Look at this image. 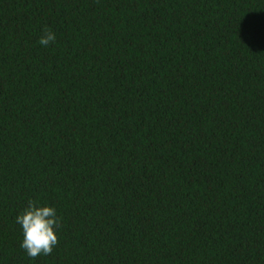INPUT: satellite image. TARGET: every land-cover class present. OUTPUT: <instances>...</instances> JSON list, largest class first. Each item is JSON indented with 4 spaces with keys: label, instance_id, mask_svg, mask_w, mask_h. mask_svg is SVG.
<instances>
[{
    "label": "trees",
    "instance_id": "16d2710c",
    "mask_svg": "<svg viewBox=\"0 0 264 264\" xmlns=\"http://www.w3.org/2000/svg\"><path fill=\"white\" fill-rule=\"evenodd\" d=\"M0 264H264V0H0Z\"/></svg>",
    "mask_w": 264,
    "mask_h": 264
},
{
    "label": "clouds",
    "instance_id": "9594fccd",
    "mask_svg": "<svg viewBox=\"0 0 264 264\" xmlns=\"http://www.w3.org/2000/svg\"><path fill=\"white\" fill-rule=\"evenodd\" d=\"M56 40V34L45 27L39 38V44L47 47ZM20 226L22 240L19 247L28 257L35 259L38 255H49L58 242L55 229L59 227L60 217L55 207L29 200L15 217Z\"/></svg>",
    "mask_w": 264,
    "mask_h": 264
}]
</instances>
